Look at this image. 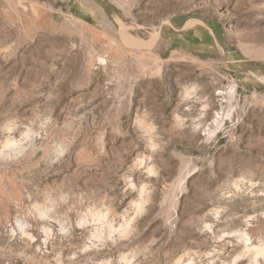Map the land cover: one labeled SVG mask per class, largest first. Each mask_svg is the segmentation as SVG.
<instances>
[{
	"label": "rangeland",
	"instance_id": "374dc122",
	"mask_svg": "<svg viewBox=\"0 0 264 264\" xmlns=\"http://www.w3.org/2000/svg\"><path fill=\"white\" fill-rule=\"evenodd\" d=\"M263 79L264 0H0V264H264Z\"/></svg>",
	"mask_w": 264,
	"mask_h": 264
},
{
	"label": "bare ground",
	"instance_id": "6f19581e",
	"mask_svg": "<svg viewBox=\"0 0 264 264\" xmlns=\"http://www.w3.org/2000/svg\"><path fill=\"white\" fill-rule=\"evenodd\" d=\"M203 23L201 22V21H199V20H196V19H191V20H189V21H187L186 22V24H185V28H190V27H193V26H195V25H202ZM165 25H168V22L165 24ZM159 30H160V28H156L153 32H152V34H151V39H150V41H154L157 37H158V34H159ZM122 34H123V32H122ZM122 37L124 38V40L127 42V43H129V44H135V45H137L138 43L136 42V41H134V40H132V39H130L129 37H127L126 35H122ZM122 38V39H123ZM149 41V40H148ZM150 41H149V43H150ZM145 42V41H144ZM148 43V44H149ZM148 44H145V45H148ZM144 45V44H143ZM263 82H264V79H263ZM187 90V89H186ZM187 95L188 94H190V91L188 90V91H186L185 92ZM192 93V92H191ZM149 128V127H148ZM10 141V140H9ZM8 140L5 142V146H3L4 148H13L14 147V142L11 144L10 142H9ZM12 142V141H11ZM2 153V152H1ZM0 153V154H1ZM4 155H5V153H4ZM17 157V156H16ZM143 191H141V193H142ZM142 198H144V197H142ZM149 199V198H148ZM142 202H140L138 205H137V210L138 211H141V209H142ZM136 208V207H135ZM107 212V211H106ZM44 213V212H43ZM46 215V214H45ZM94 216H95V218H96V221L98 222V224L101 226V227H103V225L105 224V227L107 226L108 228L107 229H112V225H111V223L109 224V223H107L106 221H105V216H104V214H102L101 212L100 213H98V214H94ZM132 217V216H131ZM110 220V219H109ZM128 222V221H127ZM98 225V226H99ZM27 228V227H26ZM94 228H95V226H94ZM128 225H126V226H123V227H121V232L122 233H125V232H127V230H128ZM102 229H104V228H102ZM100 230H98V233H100L99 232ZM103 231H105V230H103ZM102 232V231H101ZM26 233V232H25ZM44 234V233H43ZM92 234V233H91ZM103 233H101V235H102ZM45 235V234H44ZM100 235V234H99ZM244 235H245V233H244ZM28 236V235H27ZM125 236V235H124ZM243 236V235H242ZM243 238V237H242ZM100 239V238H99ZM114 241V240H113ZM93 243V242H92ZM249 250V249H248ZM250 251L252 252V254H254V256H255V259L257 258V257H259V256H264V242L263 243H261V244H259V245H257V246H253V247H251L250 248ZM110 260V259H109ZM134 260V259H133ZM129 263V262H128ZM100 264V263H99ZM135 264V263H134Z\"/></svg>",
	"mask_w": 264,
	"mask_h": 264
},
{
	"label": "crops",
	"instance_id": "0c3cea01",
	"mask_svg": "<svg viewBox=\"0 0 264 264\" xmlns=\"http://www.w3.org/2000/svg\"><path fill=\"white\" fill-rule=\"evenodd\" d=\"M171 24V23H170ZM182 23H180V21H176V22H173L172 25H169L170 27H172L173 31L176 29L175 27H179L181 26ZM205 27V26H204ZM181 32L180 34H177V36L181 37L183 40L186 38V32L189 30V28H185V25L182 26V28H180V31ZM191 29V28H190ZM176 31V30H175ZM209 32L211 33V35L214 36V33H213V30L209 29ZM195 36L196 38H198L199 40H205L206 39V34H205V31L203 30V28H200V26L195 30ZM215 38V37H214ZM216 40V39H215ZM217 44V46L219 47V44H218V41L216 40L215 42Z\"/></svg>",
	"mask_w": 264,
	"mask_h": 264
}]
</instances>
